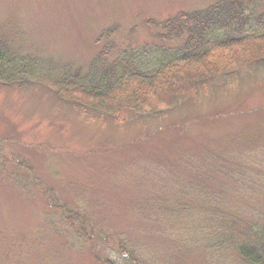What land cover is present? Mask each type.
Wrapping results in <instances>:
<instances>
[{"label":"rangeland","instance_id":"obj_1","mask_svg":"<svg viewBox=\"0 0 264 264\" xmlns=\"http://www.w3.org/2000/svg\"><path fill=\"white\" fill-rule=\"evenodd\" d=\"M218 1L235 0H0V27L16 56L52 66L87 70L107 43L113 51L104 68L114 69L110 57L126 48L153 67L163 56L159 50L179 40L162 39L155 23ZM251 11L254 20L241 31L264 30L257 20L264 0ZM108 29L113 33L105 34ZM261 59H235L224 80L180 100L154 96L127 122L98 118L104 107L91 99L88 117L39 83L1 87L0 160L25 162L42 185L19 188L3 180L4 169L25 171L0 163V254L19 260L12 264H97L96 256L126 264L117 253L123 243L141 252L142 264H198L206 221H222L227 209L250 216L264 207ZM54 199L72 209L89 241L63 223L73 235L68 239L43 218L58 219L48 213ZM105 233L115 236L103 239ZM77 239L81 247L72 246Z\"/></svg>","mask_w":264,"mask_h":264},{"label":"trees","instance_id":"obj_2","mask_svg":"<svg viewBox=\"0 0 264 264\" xmlns=\"http://www.w3.org/2000/svg\"><path fill=\"white\" fill-rule=\"evenodd\" d=\"M247 1L248 3L245 0L218 1L192 11L180 9L165 20L155 23L157 27H162L160 36L162 39L171 40L172 36H176L175 38L179 40L176 44L171 43L159 50L163 56L153 67L147 65L146 59L139 58L132 48H126L120 55L117 52L110 57L115 60L114 69L104 68L109 52L113 51L107 48V43L104 45L106 48H102L94 56L96 66H89L87 70L86 68L74 70L71 66H52L40 62L36 56H16L11 49L12 42L0 27V88L39 83L53 90L58 98L73 110L80 111L86 116L93 111L89 102L91 99L104 107V113L98 114V118L107 115L114 122L133 121L140 116L145 105L154 96H161L164 99L175 96L180 100L181 97L196 92L208 83H219L224 80L235 59L241 57L245 63L253 64L264 58V30L241 31L246 20L248 23L254 20L250 15H255L251 10L257 0ZM262 16L257 20L264 29V13ZM147 23L151 24L153 21L149 20ZM237 24L239 26L237 30L224 33L218 31L219 28L224 31L235 29ZM112 33V29L105 32L107 35ZM146 53H150L149 50ZM2 161L15 162L18 166H23L22 169L25 171L23 176L17 169H4L2 174L6 176H2L3 180L7 182L11 180L19 188L26 185L28 187L42 185L40 179L29 173L30 167L25 162L19 165L17 161L7 157L1 158L0 163ZM43 192L49 196L52 194L47 187ZM56 202L54 199L52 203L56 207L48 213L58 219L53 220L46 216L43 218L52 221L58 227L59 233L65 232L68 239L73 238L71 232L61 229L66 223L77 229L76 233L73 232L78 238L89 241L86 227L78 226L72 209H65V205H57ZM221 216L222 221L218 223L206 221L202 227L204 232L199 233L203 239L204 249L203 258L199 263L201 261L200 264H264V207L253 211L250 216L231 209L222 212ZM193 229L195 227H185L183 232ZM105 234L103 239L107 240L115 236ZM78 241L80 240H75L72 246L81 247ZM196 247L194 249L198 250ZM179 249L188 250L187 247ZM117 250L126 264H142L143 258L138 249L132 253L121 243L117 245ZM121 251L128 255L122 254ZM95 259L97 264H123L110 258L101 259L96 256ZM18 261L17 258L11 259L0 254V264Z\"/></svg>","mask_w":264,"mask_h":264}]
</instances>
